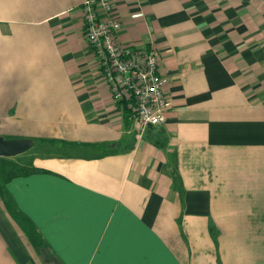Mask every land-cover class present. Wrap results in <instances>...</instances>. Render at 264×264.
Here are the masks:
<instances>
[{
  "label": "crops",
  "instance_id": "1",
  "mask_svg": "<svg viewBox=\"0 0 264 264\" xmlns=\"http://www.w3.org/2000/svg\"><path fill=\"white\" fill-rule=\"evenodd\" d=\"M83 1L0 0V136L57 149L5 183L15 207L57 264H264V0H113L117 40L167 79L143 129L99 75ZM0 264H40L1 201Z\"/></svg>",
  "mask_w": 264,
  "mask_h": 264
},
{
  "label": "built area",
  "instance_id": "2",
  "mask_svg": "<svg viewBox=\"0 0 264 264\" xmlns=\"http://www.w3.org/2000/svg\"><path fill=\"white\" fill-rule=\"evenodd\" d=\"M80 13L82 36L112 101L125 103L140 129L161 124L168 107L163 92L167 79L158 71L156 50L117 40L120 21L113 0H84Z\"/></svg>",
  "mask_w": 264,
  "mask_h": 264
},
{
  "label": "trees",
  "instance_id": "3",
  "mask_svg": "<svg viewBox=\"0 0 264 264\" xmlns=\"http://www.w3.org/2000/svg\"><path fill=\"white\" fill-rule=\"evenodd\" d=\"M123 105L125 106L126 104L123 103ZM29 140L31 141V145L39 142V140L36 139ZM42 172L45 171L35 167L32 164H19L12 161L10 158L0 157V201L2 202L8 215L15 222L33 248L40 261V264H57L47 244L41 238L40 234L34 228L32 223L15 207L11 196L4 186L5 183L11 178ZM210 234L212 237H215L216 232L211 230Z\"/></svg>",
  "mask_w": 264,
  "mask_h": 264
},
{
  "label": "water",
  "instance_id": "4",
  "mask_svg": "<svg viewBox=\"0 0 264 264\" xmlns=\"http://www.w3.org/2000/svg\"><path fill=\"white\" fill-rule=\"evenodd\" d=\"M31 141L25 138H3L0 136V157L9 158L26 151Z\"/></svg>",
  "mask_w": 264,
  "mask_h": 264
},
{
  "label": "rangeland",
  "instance_id": "5",
  "mask_svg": "<svg viewBox=\"0 0 264 264\" xmlns=\"http://www.w3.org/2000/svg\"><path fill=\"white\" fill-rule=\"evenodd\" d=\"M52 151H57V149L52 148L51 146L48 145L37 144L30 146L26 151L20 153L19 155L10 157V159L14 160L17 163L32 164L35 156L48 155Z\"/></svg>",
  "mask_w": 264,
  "mask_h": 264
}]
</instances>
